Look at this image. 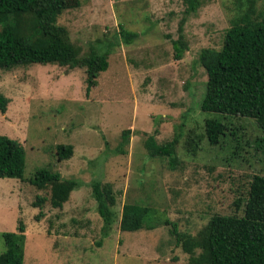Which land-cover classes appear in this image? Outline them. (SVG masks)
Instances as JSON below:
<instances>
[{"label":"rangeland","instance_id":"rangeland-1","mask_svg":"<svg viewBox=\"0 0 264 264\" xmlns=\"http://www.w3.org/2000/svg\"><path fill=\"white\" fill-rule=\"evenodd\" d=\"M80 1L59 23L82 52L112 44L109 67L90 91L82 67L0 68V92L10 98L7 111H0V134L26 149L24 180L0 177V254L6 247L3 232L18 231L22 219L25 264H192L165 220L195 234L214 213H233L248 175L264 173L256 122L231 117L226 122L235 134L212 146L204 119L214 113L200 108L208 80L200 52L221 48L240 1L209 0L190 15L182 30L189 43L182 59L175 58L173 40L180 34L184 0ZM256 9L264 14V0H257ZM122 25L138 33L131 43L120 36ZM125 129H131L130 142L121 146ZM153 133L159 142L180 134L177 167L148 154L144 140ZM190 136L201 138L194 154L186 151ZM60 143L74 146L70 158H59ZM45 167L80 181L61 209L50 199L35 206L38 195L50 196L49 188L30 181ZM98 179L117 195L108 225L93 191ZM127 202L156 208L162 221L153 229L122 230Z\"/></svg>","mask_w":264,"mask_h":264},{"label":"trees","instance_id":"trees-1","mask_svg":"<svg viewBox=\"0 0 264 264\" xmlns=\"http://www.w3.org/2000/svg\"><path fill=\"white\" fill-rule=\"evenodd\" d=\"M209 0H184V16L180 34L173 40L175 58L182 59L189 49L183 25ZM238 10L225 31L221 48L205 47L199 60L208 80L201 100L203 112L214 113L204 119L205 137L212 146L235 134L226 120L231 117L252 118L262 133L264 141V14L256 9L257 0H239ZM80 0H0V68L11 70L17 66L59 64L70 68H85L87 91L98 82L100 74L109 67L112 44L105 50L91 45L86 52L70 37L68 28L59 18L68 9L79 7ZM127 43L138 35L123 25L119 31ZM10 98L0 92V111L5 113ZM157 132V130H156ZM131 129L122 133L121 146L130 142ZM201 138L187 137L186 151L196 153ZM180 134L159 142L156 133L144 140L148 154L153 158H167L177 167L180 159L177 145ZM121 151L125 149H120ZM72 144H57V155L68 159L73 155ZM26 149L23 143L7 134H0V177L24 180ZM249 181L235 201L233 213H214L197 232L179 229L178 223L166 219L171 233L192 264H264V173L249 174ZM30 181L39 189H50V196H37L35 206L45 201L55 208H63L74 189L80 186L76 178H65L52 168H39ZM246 184V183H245ZM98 210L105 220L114 221L117 195L111 184L101 180L93 182ZM243 206V207H242ZM242 207L241 212L238 210ZM157 209L139 202H127L121 212V229L137 231L155 228L162 218ZM42 215V210L36 215ZM18 231H5V250L0 254V264H25L26 224L21 219Z\"/></svg>","mask_w":264,"mask_h":264}]
</instances>
